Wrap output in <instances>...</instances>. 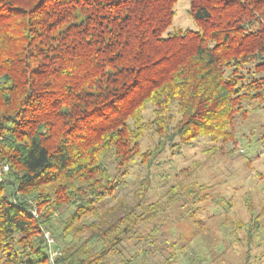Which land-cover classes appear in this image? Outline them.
<instances>
[{
	"label": "trees",
	"instance_id": "16d2710c",
	"mask_svg": "<svg viewBox=\"0 0 264 264\" xmlns=\"http://www.w3.org/2000/svg\"><path fill=\"white\" fill-rule=\"evenodd\" d=\"M175 2L0 0V264H107L160 210L146 176L117 197L135 159L235 144L264 108V0H189L198 27L167 30Z\"/></svg>",
	"mask_w": 264,
	"mask_h": 264
},
{
	"label": "rangeland",
	"instance_id": "374dc122",
	"mask_svg": "<svg viewBox=\"0 0 264 264\" xmlns=\"http://www.w3.org/2000/svg\"><path fill=\"white\" fill-rule=\"evenodd\" d=\"M174 9L167 30L198 27L189 0H176ZM235 139L215 144L199 137L166 145L149 166L135 159L117 197L133 202L132 192L146 176V200L160 210L140 226V241L125 242L107 264H264V108L237 119ZM156 140L155 134H144L140 150ZM178 183L179 194L167 200V190ZM69 210L59 209L64 216Z\"/></svg>",
	"mask_w": 264,
	"mask_h": 264
},
{
	"label": "built area",
	"instance_id": "2783aa9c",
	"mask_svg": "<svg viewBox=\"0 0 264 264\" xmlns=\"http://www.w3.org/2000/svg\"><path fill=\"white\" fill-rule=\"evenodd\" d=\"M47 243L49 245V259L50 261L58 254V249L55 247V240L52 236L46 234Z\"/></svg>",
	"mask_w": 264,
	"mask_h": 264
}]
</instances>
